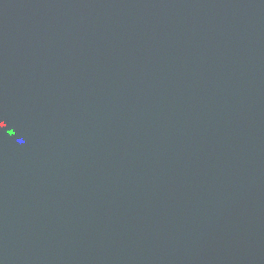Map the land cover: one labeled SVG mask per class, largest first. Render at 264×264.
Listing matches in <instances>:
<instances>
[{
	"label": "water",
	"instance_id": "1",
	"mask_svg": "<svg viewBox=\"0 0 264 264\" xmlns=\"http://www.w3.org/2000/svg\"><path fill=\"white\" fill-rule=\"evenodd\" d=\"M0 264H264V0H0Z\"/></svg>",
	"mask_w": 264,
	"mask_h": 264
}]
</instances>
